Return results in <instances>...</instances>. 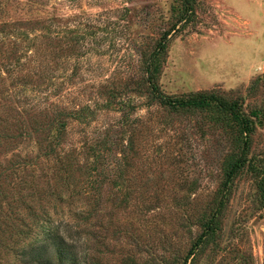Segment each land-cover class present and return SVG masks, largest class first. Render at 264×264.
Wrapping results in <instances>:
<instances>
[{"label":"rangeland","instance_id":"374dc122","mask_svg":"<svg viewBox=\"0 0 264 264\" xmlns=\"http://www.w3.org/2000/svg\"><path fill=\"white\" fill-rule=\"evenodd\" d=\"M34 1L46 12H32ZM173 1L0 0V170L18 155L28 163L7 177L4 191L20 190L35 203L65 178L58 161L70 158L79 193L72 208H59V219L87 228L80 243L102 264H182L221 180L226 135L202 127L199 115L148 104L142 89L143 61L168 26ZM263 74L264 0H198L192 21L170 38L158 83L170 95L214 90L242 97L246 110L261 108L252 152L264 161ZM74 110L82 117L65 119L52 155H39L32 137L10 144L3 136ZM101 139L108 162L93 191L84 152ZM86 204L96 209L84 225L73 213ZM217 219L214 237L186 264H264V188L248 171Z\"/></svg>","mask_w":264,"mask_h":264},{"label":"trees","instance_id":"16d2710c","mask_svg":"<svg viewBox=\"0 0 264 264\" xmlns=\"http://www.w3.org/2000/svg\"><path fill=\"white\" fill-rule=\"evenodd\" d=\"M27 4L31 5L32 12H46L40 10L35 1ZM197 4L198 0L173 1L168 26L160 33L143 61L142 89L148 97V104L156 102L171 113L199 115L203 121L201 122L202 127L206 125L214 130L220 129L229 143L227 152L221 161V180L214 197V205L199 218L202 231L182 258V264H186L187 260L195 255L198 246L210 242L220 228L218 215L224 209L233 183L242 171H248L256 179L259 188L261 190L264 188V161L256 159L252 152L253 136L258 124H262L263 110L261 108L246 110L242 97L228 98L214 90H199L178 96L170 95L165 93L158 83L170 38L180 26L192 21ZM59 34L58 31L55 32V35ZM249 88H256L254 81ZM81 114L80 110L69 111L65 114L57 111L49 117L50 120L48 119L49 122L45 127L43 126L44 120L33 121L30 127L25 129L18 127L13 137L3 136L10 144L16 140L14 139L16 137H32L37 153L41 156H49L61 147L66 125L65 119L80 120ZM48 116L46 113L45 117ZM107 142L105 139L94 140L87 145L84 152L86 158L84 168L88 170L89 175L93 174L94 177L93 181H90L92 183L90 188L93 191L99 186V175L104 173L108 162L106 160L108 149H105ZM13 158V163L6 164L7 166L0 170V264H102L96 261L95 256H90L89 249L88 252L84 251V245L80 243L81 236H84L86 241L85 235L89 234L87 228L80 226L79 230L78 228L73 230L62 221L63 219H59V208L65 206L72 208L74 202L77 201L74 198H77L79 193L75 189L76 182L70 181L68 175L69 166L67 164H70L72 160L66 158V163L62 159L58 161L60 163L58 170L64 169L67 173L65 178H57L47 196L37 197L36 202L32 203V200H28L20 190L7 195L4 191L3 184L5 180L8 182L7 177L28 164L19 155ZM6 161L9 162V160ZM122 170L123 167L118 170L117 178L123 177ZM95 181L96 183H93ZM90 188L81 190L83 196H85V190L89 192ZM67 193H69L68 199L64 197ZM3 203L7 205L3 206ZM8 205L11 206L7 207ZM87 206V204L80 206L81 208H78L80 211L74 209L73 213L75 220L84 225L88 223L91 214L96 209L94 206ZM9 258L12 261H8Z\"/></svg>","mask_w":264,"mask_h":264}]
</instances>
